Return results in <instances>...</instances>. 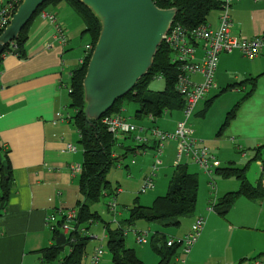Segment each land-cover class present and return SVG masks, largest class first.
<instances>
[{"label":"crops","instance_id":"1","mask_svg":"<svg viewBox=\"0 0 264 264\" xmlns=\"http://www.w3.org/2000/svg\"><path fill=\"white\" fill-rule=\"evenodd\" d=\"M44 11L57 16L67 31V42L61 43L55 37L53 24L39 14L29 26L25 56L20 57L11 51L4 54L0 62V146L8 155V173L11 172L12 178L9 197L4 205L2 180L6 173L0 160V264H57L46 257L47 250L55 244L58 245L56 235L47 223V217L58 212L60 220L61 213L64 214L69 209L76 210L82 198L79 177L84 151L79 153L78 148L75 152L67 150L69 143L75 145L76 136L79 140V133L71 127V119H59L58 113L70 103V96L67 90L61 87V81H70L71 72L80 65L78 59L80 61L85 56V46L90 40L85 42L82 56L83 44L79 46L78 41L84 36L85 23L83 24V18L67 1L51 3ZM231 18L233 37L251 38L264 34V1L235 0L231 7ZM213 19L209 20L208 24L216 27L219 22V10ZM50 44L51 47H48ZM203 54L200 43L196 50L197 60H200ZM253 78L256 79L254 86L250 82ZM192 79L202 81L203 76L196 74ZM214 83L215 87L209 90L205 99L200 102L204 103V109L196 110L194 114L197 116L194 126L190 125L193 136L208 147L214 157L212 167L215 171L230 163L244 167L255 160L263 175L262 162L259 156H256V148L264 145V49L255 59H249L239 49L221 53ZM222 93H231L232 98H235L234 106L227 112L228 114L235 110V114L221 129L225 120L223 121L217 136L213 138L210 134L201 133L197 118L200 114L203 115L214 99ZM124 110L129 114H122L131 122L146 128L158 127L166 131H174L183 116L180 110L166 113L156 121L149 117L145 119L148 122L138 123L132 121L136 118L135 105L126 104ZM121 136L119 146H129L124 142L126 136ZM147 136L150 138L148 144L130 152L131 164L126 162L125 165V162L119 160L116 162L117 167L125 165L128 168V177L131 179L136 177L131 170V166H134L137 176L143 177L142 182L154 171L153 166L158 159L156 141L149 134ZM229 139L236 142L242 159L235 160L230 156L232 148L230 151L224 148ZM172 142L176 144L178 161V142L173 140L167 144H173ZM137 143L138 141L136 145ZM150 149H154L156 159L152 163V169L145 172L143 167L137 166L138 157ZM116 150L115 148V157L120 155ZM261 153V156H264V150ZM133 156L137 158L133 159ZM247 157H250L249 161L243 165ZM161 163L154 171L153 177L157 176V172L159 174ZM79 165L81 170H76ZM214 169L206 173L211 176L210 184L213 191H216L217 183L212 174ZM260 180L264 183L263 176L256 182L249 179L254 185ZM218 183L219 190L218 194L216 191L215 198L217 200L228 192L237 191L241 182L234 177L223 179L221 176ZM120 191V188H116L115 194ZM206 211L199 210L197 213V216L206 218L200 237L189 253L183 254L181 251L178 254L177 257L185 258L184 262L175 259V264H243L245 260L264 255V247H256L254 240L255 234H264V198L256 200L239 196L224 216L216 210ZM141 223L149 233H165L158 225L145 221ZM190 229L182 235H186ZM153 240L152 238V244ZM258 251L262 253H257ZM102 262L108 264L104 258Z\"/></svg>","mask_w":264,"mask_h":264},{"label":"trees","instance_id":"2","mask_svg":"<svg viewBox=\"0 0 264 264\" xmlns=\"http://www.w3.org/2000/svg\"><path fill=\"white\" fill-rule=\"evenodd\" d=\"M63 0H48L43 3L32 19L23 27L19 37L11 44L7 45L0 55V62L4 54L15 52L20 57L25 56V43L27 42L29 26L33 19L41 14L45 8L51 3H58ZM67 1L80 14L85 23L83 35L89 36V43L95 46L101 31V25L94 13L83 5L79 0H64ZM161 8L176 7L178 13L174 21V25L178 24L189 31L207 25L209 16L213 11L220 9L222 0H153ZM86 51V48H85ZM92 51L85 57L83 64L78 65L72 70L68 85L71 92L70 103L68 107L74 110L71 116V122L76 126L79 133V142L84 151V160L82 171L79 177V187L82 198L78 202L77 213L78 217L74 222L76 230L72 234L73 241H68L65 244L53 245L46 252V257L50 261H56L57 264H83V259L86 255V247L90 236L88 235L91 225L97 221L103 220L101 214L94 206L98 205L104 197L108 200L110 194L116 192L111 186L108 179V172L112 166L121 158H126L130 152H134L139 147H144L146 144H134L133 135H125L126 139H132L133 144L124 146L125 152L123 155L115 157V147L119 144V137L109 131L107 125L102 122L104 116L120 115L126 104H134L136 107V118L140 121L146 118L157 120L162 118L166 113L174 111H183L185 101L177 90L176 84L180 74L179 63L175 60V51L165 43H162L154 57V62L149 71L144 75L134 88L125 96L118 99L113 107L99 120L89 122L83 112V80L87 72V65L91 57ZM162 78L165 82L164 88L160 91H154L149 88L152 81L157 78ZM256 79L250 80L252 86L255 85ZM235 110H231L225 119L221 129L234 116ZM264 145L256 148L258 151L256 156H259L263 166L264 177V156L262 155ZM0 153L3 159L9 164V158L6 152L0 146ZM254 156V157H256ZM258 159V157H256ZM182 165V164H180ZM178 165L169 188L164 195L154 199L151 205H141L138 197L134 204L127 206L129 216L124 219L127 224L134 225L137 220H143L149 224L155 223L160 226L179 225L181 217L188 216L194 213L196 202L198 199L199 177L188 170V166ZM248 164L244 167L236 166L230 163L226 167L217 169V173L223 178L234 177L238 179L240 188L237 191L228 192L217 200L213 205L214 210L219 214L225 215L234 205L239 196H245L250 199L264 198V183L260 180L256 185L252 184L247 178ZM8 176V178L6 177ZM3 193L2 203L8 200L10 187L12 184L11 172L3 175ZM116 195V194H115ZM118 212L117 201H114ZM121 211H119V214ZM117 219V218H116ZM118 227H112L110 222H104L105 234L109 246L111 259L113 264H147L136 253L133 248L127 246L126 237L131 230H125L124 224L120 220ZM84 229V231H82ZM134 230H137L136 228ZM61 232L56 231V237ZM133 233V232H132ZM158 233V234H157ZM161 234V235H159ZM153 245L160 253V261L158 264H175V259L178 256L179 245L171 247L167 246L166 233L154 232ZM151 238V239H152ZM68 245L70 251L67 255L61 257L65 246ZM261 257L258 256L256 258ZM255 258V259H256ZM242 264V263H239Z\"/></svg>","mask_w":264,"mask_h":264},{"label":"built area","instance_id":"3","mask_svg":"<svg viewBox=\"0 0 264 264\" xmlns=\"http://www.w3.org/2000/svg\"><path fill=\"white\" fill-rule=\"evenodd\" d=\"M20 0H11L5 2L0 0V35L9 25ZM235 0H222L219 9V22L216 27L209 24L202 25L193 31H189L181 25H172L169 32L166 34L163 43L170 46L175 51V60L179 63L180 74L176 84L177 90L185 101L183 108V116L177 122L174 131L162 130L158 127L146 128L131 122L128 118L122 115L104 116L102 122L107 125L109 131L113 132L116 136L133 135L134 140L139 144H148L150 142L149 136L154 138L157 149V161L153 166L154 171L160 165V154L164 144L170 141L178 142V164H180L185 156H189L194 162L205 172H212V161L214 157L209 152L201 140L193 136V129L189 125V119L195 112L197 105L206 97V94L215 87L214 74L219 61L221 53L231 52L235 49L241 50L249 59H255L264 49V34L257 35L251 38L246 37H233L231 35L232 18L231 7ZM264 1V0H255ZM43 17L47 18L54 26L55 37L63 44L68 40L67 31L62 23L59 22L57 16L47 11H42ZM202 42L203 57L200 60L196 58V50ZM51 47V44L48 45ZM86 54L79 61L83 64L85 57L93 50L91 44H86ZM200 74L203 76L202 81H194L192 76ZM61 87L66 89L68 93L71 89L68 82L61 81ZM68 110V111H67ZM59 114V119H70L72 114L69 112V107H64ZM148 133V134H147ZM67 150L71 152L77 151V146L68 144ZM75 170V169H74ZM76 170H81L79 165ZM153 172L146 178L142 187V192L155 188ZM213 205H209L208 210H214ZM113 209L116 208L114 201L109 203ZM59 220L58 212H54L47 217V223L52 231L62 232L66 235L67 241H73V232L76 230L74 222L78 217L77 210L69 209L65 213H61ZM206 218L197 216L190 231L181 237H167V246L171 247L179 245L183 254L190 252L192 246L197 242L201 232L205 226ZM84 231V229H82ZM136 236L139 243L148 242L149 232L131 230ZM104 251L102 247L96 248L91 255V263L98 264L103 259ZM176 261L184 262L183 258L177 257ZM247 264H264V259H252Z\"/></svg>","mask_w":264,"mask_h":264},{"label":"water","instance_id":"4","mask_svg":"<svg viewBox=\"0 0 264 264\" xmlns=\"http://www.w3.org/2000/svg\"><path fill=\"white\" fill-rule=\"evenodd\" d=\"M48 0H21L9 25L0 35V55L15 41L37 9ZM101 25L83 80V112L97 121L115 102L131 91L152 67L154 57L173 25L178 9L161 8L153 0H79ZM0 160L5 173L7 161ZM67 237L60 233L58 245Z\"/></svg>","mask_w":264,"mask_h":264},{"label":"rangeland","instance_id":"5","mask_svg":"<svg viewBox=\"0 0 264 264\" xmlns=\"http://www.w3.org/2000/svg\"><path fill=\"white\" fill-rule=\"evenodd\" d=\"M4 1L8 2L11 0H4ZM20 1H19V3H20ZM217 14H218L217 10L213 11L211 13V15L209 16V20L213 19ZM213 20L215 21L216 19H213ZM82 22H83V20H82ZM83 24H84V22H83ZM88 39H89L88 35L82 36L81 39L79 38V41H78L80 43L79 46H81L83 44V46L81 48V55L82 56L84 55V51H83L84 50V44H85V42H87ZM201 46H202V42H201ZM78 64H79V59H78ZM66 80H69V79L66 78ZM67 82H69V81H67ZM164 85H165L164 80L159 77V78L155 79L154 81H152L149 88L154 90V91H160L164 88ZM234 100H235V98H232L231 93L226 94V95H224L222 93L220 96L216 97L214 99L212 105L208 108V110L205 111L203 115L200 114L199 115L200 117L198 116V118H197V120L200 122L199 128H200L201 133H203L205 135L210 134V135H212L213 138H215L217 136V133L220 129L221 124L225 120V117H226L228 110H230L234 106ZM201 103L197 105L195 112H196V110H199L201 108L204 109V106H203L204 103L203 104H201ZM69 112L72 115L74 114V110L71 109L70 107H69ZM122 112H124L123 113L124 115L129 114V112L128 111L125 112L124 109L122 110ZM195 112H194V114H195ZM123 114H120V115L124 116ZM194 114L189 119V125H191L192 127L194 126L193 123L197 117V116L195 117ZM132 121H136L138 123H145L146 120L140 121L136 118H133ZM146 122H148V121H146ZM71 124H72L71 127H73L74 130L77 129L73 122H71ZM120 137H122V136H120ZM124 142L126 145H131L133 143V141L129 140V139H125ZM134 142H135L134 144H136L137 141L134 140ZM75 145L77 146L79 153H83L82 145L79 142L77 136L75 139ZM115 148L117 149L116 151H118L120 153V155L124 154V152H125L124 147L121 148L119 146V144H117ZM210 148H211V146H210ZM224 148H226L229 151L232 148V152H231L230 156L232 158H234L235 160L242 159L241 153H239L237 151L236 142L229 139L227 144L224 145ZM157 149H158V145L155 143L156 154H157ZM137 150H138V148H137ZM129 155H131V153L128 154V156L126 158H121L119 161L122 163L125 162V165L127 164L126 162L131 164ZM138 155H141V154H138ZM176 155H177V150H176L175 142L173 144H171V143L170 144H164L163 155L161 156V161H162L161 169H160L159 174L157 172L156 173L157 176L154 177V183L156 186L154 189L147 190L146 192L141 191L142 187L144 185L145 179L142 182L143 177L141 175L137 176L138 173L133 169L134 166H131L132 167L131 170L136 174V177L133 179L128 177V168L125 165L117 167V163H115L112 166L111 170L107 173L108 179L110 180V182L112 184L111 186L114 190L116 188H120L121 191L118 194H116L117 196H115V192H113V195L110 194L108 196V200H112V201L116 200L117 201L116 203H117V207H118V212L116 213L115 211H113L108 206L109 201H106L107 197H104L102 199V201L98 203V205L94 206V208L97 209L99 211V213L101 214L103 220H100V221L93 223L89 229L88 235L90 236V239H89L87 247H86V255L83 259V264H92L90 262V256L92 255V253H94V250L96 248H99V247H102L103 251L105 252L103 255L104 256L103 258L105 259V261L108 264H113L111 261V254H110L109 246L107 243V238H106L105 232H104V229H105L104 228L105 227L104 222H110L112 227H115V226L118 227L119 222L116 221L118 219L124 224L125 230H134L136 228L138 231H145V229H144L145 227H143V225L141 223V221H143V220H140V219L137 220L134 225H129L126 223V221L124 219H126L129 216V211L125 206H127V205L130 206V205L134 204V201L137 197H139V203L141 205H145V206L147 205L148 206L153 202V200L157 196L164 195L169 188V184L172 181L176 170L179 169L178 168V161L176 160ZM137 156H133V159H136ZM249 158L250 157H247L244 160L243 165L248 163ZM155 159H156V157H155L154 149H150L147 153L138 157L137 166L143 167V171L149 172V170L152 169V163H153V161H155ZM191 159L184 156L182 163H181L182 165H180V166L185 167L187 165L188 170L194 174H197L199 177V189H198V199L196 202V209H195L193 214L181 217L180 224L177 226L176 225H170V226L158 225L159 228H161V231L166 233V236L168 238L171 236H173V237L183 236L182 234L184 232H186L187 230H189L190 227L193 225V222L195 221V218L197 216L198 211L200 210V211L205 212L208 209L209 205L215 204L217 202L216 201L217 199H215L216 198V191L218 194V190H219L218 179H221V176H219V174L216 172L217 170L215 171V169L213 168L214 172L212 174H213V177L215 178V181L217 183V189H215L216 191H213L212 186L210 184L211 176L209 174H207L205 171H203L199 166L192 163L193 161ZM261 172H262L261 168L259 167L257 161H255V160L250 161V164H248V170H247L248 178L251 181L256 182L260 177L263 176ZM223 179H227V178H223ZM138 192H141V193H138ZM217 197H218V195H217ZM119 211H121L120 214H119ZM211 211H213V210H211ZM204 216H206V215H204ZM152 224L157 225L155 223H152ZM154 227L155 226H153V228ZM153 232L154 231L150 232L149 237H148L149 240L146 243L137 242L136 236L132 232H129L128 236L126 237L127 246L130 248H133L136 251L137 255L147 264H158L160 261V253L158 252V250H156L154 248V245L152 244V241H151V236H152ZM254 240H255L256 247L257 246L264 247V234H255ZM64 249L65 250L60 255L61 257L67 255L70 251V248L68 245H66ZM226 250H227V248H226ZM254 251H256V249ZM262 252H264V251H262ZM262 252L258 251L257 253H262ZM178 253H181L180 248H178ZM252 259H255V258H252ZM252 259H249V260H252ZM256 259H264V255H262L261 257L256 258ZM249 260H247V261L245 260L243 262V264H247V262ZM102 261H103V259L100 261L99 264H103ZM177 264H182V263H177Z\"/></svg>","mask_w":264,"mask_h":264}]
</instances>
